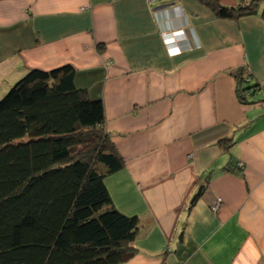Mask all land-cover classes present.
I'll use <instances>...</instances> for the list:
<instances>
[{"label": "crops", "instance_id": "obj_1", "mask_svg": "<svg viewBox=\"0 0 264 264\" xmlns=\"http://www.w3.org/2000/svg\"><path fill=\"white\" fill-rule=\"evenodd\" d=\"M65 65L102 101L123 159L104 180L138 218L122 264H264V101L239 102L233 75L264 85V21L222 20L200 0H0V98Z\"/></svg>", "mask_w": 264, "mask_h": 264}, {"label": "trees", "instance_id": "obj_2", "mask_svg": "<svg viewBox=\"0 0 264 264\" xmlns=\"http://www.w3.org/2000/svg\"><path fill=\"white\" fill-rule=\"evenodd\" d=\"M200 1L222 20L264 21L260 0ZM233 75L239 102L264 95L244 68ZM74 78L69 65L30 70L0 98V264H122L136 253L138 218L115 208L104 183L123 159L102 101ZM221 143L228 151L234 142Z\"/></svg>", "mask_w": 264, "mask_h": 264}, {"label": "built area", "instance_id": "obj_3", "mask_svg": "<svg viewBox=\"0 0 264 264\" xmlns=\"http://www.w3.org/2000/svg\"><path fill=\"white\" fill-rule=\"evenodd\" d=\"M180 34H182V32L172 33L171 34L172 36L170 34H167V35H170V37H165V42L167 43L166 46H167V49H168L169 52L174 51V49H171V45L174 43V41L181 40ZM245 75H247V73ZM261 91L264 94V85L261 86ZM220 203H221V199L217 198L216 201L214 202V204L211 207L213 212L217 211L218 206L220 205Z\"/></svg>", "mask_w": 264, "mask_h": 264}, {"label": "clouds", "instance_id": "obj_4", "mask_svg": "<svg viewBox=\"0 0 264 264\" xmlns=\"http://www.w3.org/2000/svg\"><path fill=\"white\" fill-rule=\"evenodd\" d=\"M180 37H181V39H182L184 36L181 34ZM177 42H178V41H176V42L174 41L173 44H177ZM173 44L171 45V49H174L173 52H177V53H179V52H180V47H179V46L175 47Z\"/></svg>", "mask_w": 264, "mask_h": 264}, {"label": "rangeland", "instance_id": "obj_5", "mask_svg": "<svg viewBox=\"0 0 264 264\" xmlns=\"http://www.w3.org/2000/svg\"><path fill=\"white\" fill-rule=\"evenodd\" d=\"M260 3H261V4L264 3V0H260V1L258 2V4H260ZM259 96H260V97H259ZM256 97H257L258 99L264 101V95H261V94L258 93V95H256Z\"/></svg>", "mask_w": 264, "mask_h": 264}, {"label": "water", "instance_id": "obj_6", "mask_svg": "<svg viewBox=\"0 0 264 264\" xmlns=\"http://www.w3.org/2000/svg\"><path fill=\"white\" fill-rule=\"evenodd\" d=\"M200 191H201V187L199 188L198 192L193 196V198H192L190 203H192L196 199V197L200 193Z\"/></svg>", "mask_w": 264, "mask_h": 264}, {"label": "bare ground", "instance_id": "obj_7", "mask_svg": "<svg viewBox=\"0 0 264 264\" xmlns=\"http://www.w3.org/2000/svg\"><path fill=\"white\" fill-rule=\"evenodd\" d=\"M244 73H245V74L247 73V75H246V76H248V72H247V70H244Z\"/></svg>", "mask_w": 264, "mask_h": 264}]
</instances>
